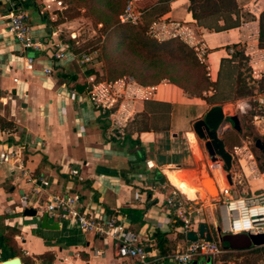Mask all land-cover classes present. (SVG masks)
<instances>
[{
	"label": "crops",
	"instance_id": "1",
	"mask_svg": "<svg viewBox=\"0 0 264 264\" xmlns=\"http://www.w3.org/2000/svg\"><path fill=\"white\" fill-rule=\"evenodd\" d=\"M16 1L31 2L23 10L29 15L33 37L44 48L22 52L8 32V9L0 0V118L15 125L10 141L0 130V151L6 146L23 148L27 175L50 182L42 201L53 193H79L84 209L92 214L105 217L119 213L136 242L152 257L164 258L153 264H175L169 256L183 250L189 241L165 203L175 186L196 200L199 213L193 216L192 233H198L204 225L212 240L220 243L217 230L229 233L228 213L221 207L219 195L212 197L202 188L198 176L213 179L219 192L229 187L233 196L239 195L227 179L224 161L218 156L214 159L206 149L207 139L194 133L195 122L218 105L189 97L166 81L148 87L130 76L115 82L97 81V76L88 71L103 76V63L80 66L70 50L65 59L56 60L52 43L62 41L58 29L65 24L51 27L48 19H56L54 11L62 6H58L59 0ZM129 2L141 13L139 22L150 24V33L156 39L179 37L194 47L212 82L219 85L226 67L235 81L236 59L225 67L222 63L232 60L240 48L248 57L252 77L260 76L264 48L259 46V16L264 0H237L250 19L238 28L221 32L200 28L190 13L189 0ZM28 54L35 59L33 70L25 68ZM47 68L52 69L51 74L45 73ZM72 76L77 80L72 81ZM220 106L228 118L229 105ZM222 127L220 138L228 150L224 135L232 124L224 121ZM240 149L234 147L237 152ZM147 161H152L155 168L149 169ZM72 170H78L82 180L72 176ZM177 173L189 183L180 181ZM30 190L31 184L22 172L0 168V262L17 254L28 264H122L110 240L48 216L43 226L46 212L22 204V196ZM28 208L36 210V215L26 216ZM158 232L167 237V255L157 248Z\"/></svg>",
	"mask_w": 264,
	"mask_h": 264
},
{
	"label": "trees",
	"instance_id": "2",
	"mask_svg": "<svg viewBox=\"0 0 264 264\" xmlns=\"http://www.w3.org/2000/svg\"><path fill=\"white\" fill-rule=\"evenodd\" d=\"M59 1L63 4V1ZM69 1L76 4V11L68 16L67 8L56 10L54 11L56 19H48V24L51 27H59L80 16L92 19L93 26H96L101 34L98 40L101 41L99 49L101 53L94 58V63L97 61L103 63L104 75L101 76L93 70L88 71V74L97 76V81L115 82L130 76L136 83L145 87L156 86L166 81L183 90L189 97L201 98L211 106L220 104L215 101L216 94L208 96L210 92L217 93L218 84L210 80L207 66L194 47L189 46L179 37L159 41L150 33V24L141 22L131 24L120 21V16L124 13L129 0ZM189 2L193 19L200 28L208 31H226L238 28L244 22L242 9L237 0H189ZM30 3V1L18 2L22 8L29 7ZM259 26V46L264 48V11L259 16ZM63 42L74 55L82 52H97L96 50H89L90 52L79 50L76 48L79 41L75 39ZM237 58L248 61L243 48L233 54L232 60L224 61L222 66L230 65ZM66 77L67 75H64V78ZM76 80L77 78L72 76V81ZM236 82L240 87L236 90L233 100L248 95L245 92L247 84L240 72ZM258 113L260 112L255 108L252 117ZM14 129L15 125L12 122L0 118V130L8 134L9 141L10 133ZM255 134L257 138L258 135ZM156 238L158 250L162 255H167L166 235L158 232ZM17 256L15 254L14 257Z\"/></svg>",
	"mask_w": 264,
	"mask_h": 264
},
{
	"label": "built area",
	"instance_id": "3",
	"mask_svg": "<svg viewBox=\"0 0 264 264\" xmlns=\"http://www.w3.org/2000/svg\"><path fill=\"white\" fill-rule=\"evenodd\" d=\"M54 1V0H53ZM8 9V32L20 45L22 52L40 51L44 48L43 43L37 41L32 34V27L29 22V15L18 4L16 0H2ZM61 6V2H57ZM50 5L46 8L50 9ZM43 15L44 12L41 11ZM141 13L138 12L131 2H128L124 13L120 16L122 23L138 24ZM55 49L54 58L61 61L67 57L69 47L63 42H53ZM77 62L82 66L92 64L94 58L91 53L82 52L75 55ZM25 68L33 70L34 56H25ZM46 74H51L52 69H45ZM257 109L260 113L253 116L252 123L258 137L264 141V97L259 96ZM224 127L219 129V134L223 133ZM23 148L17 146H6L0 151V168L8 167L11 173L20 171L27 176V181L31 184L28 194L22 196V204L26 207L32 206L36 209H43L46 215L54 220L74 223L83 233H90L110 240L116 247L117 255L122 259V264H153L164 258L152 257L145 247L136 242L134 234L121 218L119 213L109 216H97L84 209L79 193H53L47 200L42 201L45 189L50 182L44 178H36L27 175L23 164ZM149 169H154L152 161H147ZM72 176L82 177L78 170L71 171ZM219 203L228 213V232L231 234L246 233L250 235H264V192L250 194L249 196H233L229 187L220 189ZM165 203L172 211L175 219L180 223L182 233L187 236L192 232L193 216L198 214L196 200L190 199L179 189L173 186ZM264 247V246H262ZM222 245L213 240L198 239L188 241L183 250L177 251L169 256L175 264H192L197 257L217 258L224 253ZM132 261L133 263H130Z\"/></svg>",
	"mask_w": 264,
	"mask_h": 264
},
{
	"label": "rangeland",
	"instance_id": "4",
	"mask_svg": "<svg viewBox=\"0 0 264 264\" xmlns=\"http://www.w3.org/2000/svg\"><path fill=\"white\" fill-rule=\"evenodd\" d=\"M61 1H63L61 9L63 7L67 8V12H69L68 16L76 11V4L70 3L69 0ZM242 17L243 20L250 19V15L247 11L242 12ZM97 29L96 26H93L92 19L80 16L66 22L64 27L58 29V36L60 39H63L62 41L71 39L78 40L79 44L76 45V48L79 50H86L88 52H90L89 50H96V53L92 52V57L96 58L101 53L99 50L101 41H98L101 34ZM74 34H76V37ZM73 36L75 38H73ZM236 61L238 64L235 81L233 82L230 78V68L226 67L223 73V79L218 85V91L215 93V101L220 103L218 105H229L227 114L240 119L241 132L237 133L232 127V129H229V132L224 135L228 142V151L234 157L231 169L226 173L232 177L235 194L239 196H249L250 194L264 192V154L253 146L256 130L252 123V115L255 108H257V101H255V99L259 98L260 94L264 97V65L261 67L260 76L254 79L252 77L253 70L250 68L248 61H242L240 58H237ZM238 71L242 74V78L245 79L247 84L245 92L248 95L233 100L236 96V90L240 87L236 82ZM235 146L240 147V151H235ZM211 180L214 182L213 179ZM214 186L216 185L214 184ZM216 191L217 193L215 195L211 194L212 197H218L219 191L218 189ZM259 248L244 252L225 251L216 258L215 264H264V247ZM46 259L48 260V258ZM194 262L198 264H214L213 258L210 257H202L201 260Z\"/></svg>",
	"mask_w": 264,
	"mask_h": 264
},
{
	"label": "water",
	"instance_id": "5",
	"mask_svg": "<svg viewBox=\"0 0 264 264\" xmlns=\"http://www.w3.org/2000/svg\"><path fill=\"white\" fill-rule=\"evenodd\" d=\"M224 121L230 122L232 127L236 131H240L239 119L235 116H229L228 118L223 113V109L220 105L214 106L210 111L204 116L203 119L198 120L194 124V133L200 139H207L205 144L206 149L209 154L215 159L217 156L224 161V170L229 172L231 169L232 155L226 150L225 144L222 138H220L219 129L222 127ZM255 148L260 152L264 153V142L260 138H256L254 141ZM202 188H204L209 195H211L205 180H203L202 175L198 176ZM227 179L232 183V178L228 174ZM212 196V195H211ZM26 216H35L36 210L28 208L25 210ZM47 215L43 219V226H46ZM219 241L225 250H246L250 248H259L264 246V235H250L246 233L241 234H223L221 229L217 230ZM187 238L191 241H196L198 239H206L208 241L212 240V236L207 232V228L204 225L200 226L198 233H188ZM0 264H28L23 263L20 257H12L0 262ZM192 264H198L197 262H192Z\"/></svg>",
	"mask_w": 264,
	"mask_h": 264
},
{
	"label": "bare ground",
	"instance_id": "6",
	"mask_svg": "<svg viewBox=\"0 0 264 264\" xmlns=\"http://www.w3.org/2000/svg\"><path fill=\"white\" fill-rule=\"evenodd\" d=\"M177 174H178V173H177ZM177 176H178V179H179L180 181H183V182L186 183V184L189 183V182H187V181L183 178L182 175L178 174ZM202 178H203V180H205L206 185H207V187H208L210 193L213 194V195H215V194L217 193V191H216L217 189H215V186H214L212 180H211L207 175H203ZM176 188H177V187H176ZM177 189H179V188H177ZM179 190H180V189H179ZM180 191H181V190H180ZM181 192H182V191H181Z\"/></svg>",
	"mask_w": 264,
	"mask_h": 264
}]
</instances>
